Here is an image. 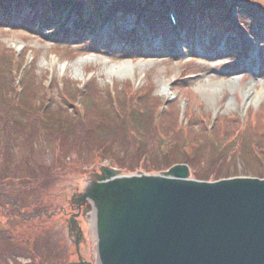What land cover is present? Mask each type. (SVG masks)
Instances as JSON below:
<instances>
[{"label":"rangeland","instance_id":"1","mask_svg":"<svg viewBox=\"0 0 264 264\" xmlns=\"http://www.w3.org/2000/svg\"><path fill=\"white\" fill-rule=\"evenodd\" d=\"M89 1L94 5L88 6L89 9H86L87 6L84 8L83 19L90 20V23L95 19L101 28L97 35L96 32L91 37L87 35L76 45L74 38L68 42L66 31L54 41L45 39V32L38 36L14 28L0 29V47L9 50L15 59L14 87L17 92V84L24 72L35 71L34 81L39 85V92L44 94L43 102L48 100L47 108L51 107L54 112L64 109L70 112L69 106L72 104L75 106L72 114L79 115L81 121H85L87 110L84 109L83 101L80 109L75 102L79 103L78 96L91 84H95L93 89H98V93L106 98V103V93L108 94L109 106L116 109L119 115H122L119 101H130L129 105H136L133 109L137 110L139 101L145 95H150L148 101L152 100V104L158 106L156 112L163 111L161 116L165 112L169 113L171 109H177L178 124L187 127L196 122L200 128H206L207 133L211 128H216L217 124L213 123L216 118H225L228 121L237 115L243 128L249 119L254 118V114L259 111L264 114V71L257 69V59L261 58L258 49L262 54L263 46L257 47V42L251 39L252 33L246 31L250 24L248 19L252 15L251 9L246 8V14L241 12L242 16L235 23L239 33L243 35V40L247 41L248 49L244 51V57L235 60L233 48L227 50L223 47V35L218 39L220 46L217 50L207 52L202 46L210 40V36L206 35L201 40V45L190 50V53L184 52L183 47L178 45L180 52L172 57L163 52L155 53L154 48L162 43L160 36L153 37L150 44L137 51L120 41L108 44L110 29L107 28L108 21L103 22V19L108 16L105 12L111 0ZM140 1L142 4L153 3V0ZM227 1L231 3L232 0ZM241 1H244L240 2L242 8L246 4H256L262 9L261 12L264 11V0ZM103 2H106L105 5ZM226 6L229 12L231 5L227 2ZM77 17L78 15L75 19ZM112 17L108 26L112 28L113 37L118 30L127 31L132 28L135 22L134 14ZM140 20L143 22L142 18ZM70 22L71 18H68L67 30L71 27ZM144 30L140 23L139 34L142 35ZM150 38H147L148 41ZM262 40L264 44V34ZM190 56L194 60L188 59ZM130 65L133 70L128 72ZM240 65L247 67L248 73L244 71V76L232 75L236 71L242 72ZM166 88L169 92H165ZM247 89H254L251 91V101L244 97ZM8 96L12 99L11 95ZM16 97L18 98L16 95L13 97V102ZM166 101H170L171 107L162 110V104ZM149 104L146 102V105ZM125 112L126 115L130 113L129 106H125ZM195 112L197 119L194 117ZM159 113L156 122L161 117ZM110 119L114 123L111 117ZM97 132L103 134L101 130ZM39 134L42 135L30 140L24 136L14 141L15 146L9 154V160L0 155V183L5 185L0 192V204H3L2 197L6 195L9 200H15L12 207L22 215V218L17 219L18 216L8 211L6 216L5 211L11 207L9 203L0 207V264H73L79 262L78 258L92 263L101 262L99 256L102 248L98 249L97 228L94 230L87 219L91 214L88 206L91 202L83 197L103 191L97 179L101 175L102 167L115 169L121 175H156L168 171L172 162L179 161V164H186L190 168L188 179L198 180L197 178L205 177L207 182H215L222 172L216 168L222 163L221 157L215 158L213 153L217 154L216 152H208L204 153L206 155L203 159V150L198 148L199 144H190L184 150V156L172 155L166 163L169 164L167 167L159 163L158 157L156 159L154 155L150 165L155 167H149L148 170L145 161L141 159V151L134 153L130 149L122 150L119 144L106 147L105 142L99 138L95 141L92 138L91 142L87 140L85 143L71 141L73 137L68 138L64 132L54 136L51 134L50 137H57L54 140L44 136V132ZM225 150L226 148L218 153L223 158L226 156ZM238 163L240 164L234 163L232 167L223 166L224 172L228 169L232 172L222 178L264 179V167L256 166L251 158H242ZM83 202L77 217L78 222L81 223L82 218L86 222H82L84 238L79 253L76 254L74 236H70L67 222L68 216L77 212L78 203ZM66 217L68 218L65 221ZM107 218L104 217L102 221V233L108 232L104 227Z\"/></svg>","mask_w":264,"mask_h":264},{"label":"trees","instance_id":"2","mask_svg":"<svg viewBox=\"0 0 264 264\" xmlns=\"http://www.w3.org/2000/svg\"><path fill=\"white\" fill-rule=\"evenodd\" d=\"M8 1L0 0V28L13 26L11 16L9 19L3 14L7 9ZM42 1L41 5L40 2ZM72 1L21 0L18 4V8L23 14L21 15V25L31 33L37 32L39 36L45 32V36H43L45 39L56 41L60 34L65 32V29L62 28L63 14L67 12ZM170 1L176 4L179 24L184 30L185 36L193 34L194 21L199 16L205 27L212 30L211 32L215 33L216 37H219L222 31L230 33L232 30L231 42H229L228 48L236 46L240 30L230 21V14L226 6L227 0H153L151 4H154V9L145 8L148 11L147 25L155 35L161 36V48L166 53H171L176 45L171 31V24L167 17V5ZM105 3L103 2L104 5ZM39 4L40 14L38 19H36V23H34L35 18L32 9ZM79 6H82V4H79ZM138 7L139 5L135 0H111L105 13L106 15L134 14V25L136 26L140 13ZM149 10L151 11L149 12ZM78 12L79 16L74 23L72 34V38L75 39V45L87 35L93 33V27H90V25L86 27L87 20L83 19L82 8ZM241 12L246 14L247 9L241 8L240 14ZM254 16L252 12L249 17L250 20L248 19L250 21L248 30L253 33L256 41L263 43L264 17L258 18L255 16L256 19H254ZM35 24L38 25L37 30L33 29ZM133 33H135L134 28L128 31L118 30L115 32L114 41H120L123 45L128 44L129 47L132 46L134 48V51H137L141 44L138 41L139 47H135L137 45H135L136 43L133 40ZM66 37H68L67 33ZM70 41L71 38H69L68 42ZM124 50H127V48L124 47ZM236 54H239V52L236 51ZM13 65L14 58L11 52L4 47H0V155L2 158H7V160L11 158L9 154L12 153L15 146L14 141L18 138L27 136L30 140L35 136L42 135L39 134L40 132H44V136L49 138L51 134L54 136L56 133L64 132V135H67L68 138L70 136L73 137L71 141L75 140L85 143L87 140L91 142L92 138L94 141L99 138L105 142L106 147L119 144L122 150L130 149L134 153L141 151V159L145 161L144 163L148 170L149 167H155V165H150L154 155L156 159L158 157L159 163L167 167L169 164L166 163L171 156H184V150L190 144H199L200 147L198 148L203 150L201 155L203 159L206 155L204 153L208 152H216L217 154L213 153L215 158L221 157L220 161L222 163L216 168L227 174H222L221 172L216 181L227 179L222 178V176H228L232 171L228 169L224 172L223 168L227 167V165L232 167L234 163L240 164L238 162L242 158H251L256 166L264 167V114L260 111L256 117L249 119L243 128L240 126L237 115L228 121L225 118H220L216 128L208 136L206 128H200L196 122L187 127L179 125L176 117L177 109L176 111L171 109L169 113L165 112L159 121L156 122L158 115L156 109L158 106L152 104L154 101H148L150 95H145L144 99L139 101L137 110L133 109L136 105H129L130 101H119V108L122 113V115H119L116 109H112L109 106L108 94L106 93L108 99L106 103V98L104 99V96L98 93V89H93L95 84H91L85 95H83V106L87 110V114L85 121H81L79 115L76 113L72 114L75 107L72 104L69 106L70 112L65 109L60 112H54L51 107L43 111L45 97L43 93L39 92V85L35 84V71L25 74L21 85L22 92L18 94L14 87ZM259 68L264 71V58H261ZM8 95H11L12 99L15 95L18 98L19 95L21 96L19 99L16 97V101L13 102ZM40 99L41 101L39 102ZM146 102L150 104L146 105ZM125 106L130 108L128 115L125 114ZM113 110H115V113ZM110 117L114 123L111 122ZM194 117L197 119L196 112ZM98 130H101L103 134L98 133ZM112 130H115V133ZM52 139H57V137ZM118 139L121 141H118ZM98 142L100 141L98 140ZM224 148H226L225 158L218 154ZM178 162H172L169 169L178 165ZM217 170L215 169V171ZM197 179L201 181L208 180L205 177ZM4 187L5 185L0 183V192L4 190ZM2 198L3 204H0V207L5 206L7 203L11 206L9 210L5 211L6 216H8V211H11L15 216H18L17 219L22 218V215L13 209V201L9 200L6 195H3ZM9 225L11 224L9 223Z\"/></svg>","mask_w":264,"mask_h":264},{"label":"water","instance_id":"3","mask_svg":"<svg viewBox=\"0 0 264 264\" xmlns=\"http://www.w3.org/2000/svg\"><path fill=\"white\" fill-rule=\"evenodd\" d=\"M100 172L103 191L83 198L99 213L101 264H264V180Z\"/></svg>","mask_w":264,"mask_h":264},{"label":"flooded vegetation","instance_id":"4","mask_svg":"<svg viewBox=\"0 0 264 264\" xmlns=\"http://www.w3.org/2000/svg\"><path fill=\"white\" fill-rule=\"evenodd\" d=\"M14 203L15 200H12ZM84 204V203H78V207H77V212L75 213H71L68 217V228H69V232H70V236H74V242H73V246H74V251L76 254L79 253V247L81 245V242L83 241V233H82V222L85 224L86 222L83 220L82 218V222H78V214L80 213V209H81V205ZM89 206V205H88ZM64 216V214H63ZM64 218V220L66 221L67 218ZM81 221V220H80ZM27 245V243H25ZM79 257V255H78ZM81 259L78 258V261H80ZM75 264V263H73Z\"/></svg>","mask_w":264,"mask_h":264},{"label":"bare ground","instance_id":"5","mask_svg":"<svg viewBox=\"0 0 264 264\" xmlns=\"http://www.w3.org/2000/svg\"><path fill=\"white\" fill-rule=\"evenodd\" d=\"M130 69L131 70H133V66L132 65H130V67H129V70H128V72L130 71ZM127 70V69H126ZM127 72V73H128ZM255 88V87H254ZM254 89H247V92L244 94V97L248 100L249 98H250V101L253 99V96L251 95V91H253ZM249 101V102H250ZM118 178V177H117ZM121 178H123V177H120L119 179H121ZM92 203V202H91ZM94 204H92V206H93ZM98 217H99V213L95 210V208H94V206H93V208H92V212H91V214L90 215H88L87 216V219L92 223L91 225H92V227H93V229L95 230L97 227H98V225H97V220H98ZM97 238V240L100 242L101 241V239H102V236H97L96 237ZM98 264H101L100 263V261H98Z\"/></svg>","mask_w":264,"mask_h":264}]
</instances>
